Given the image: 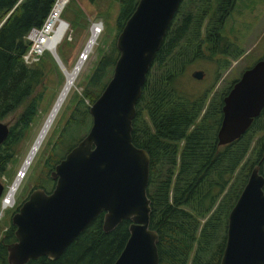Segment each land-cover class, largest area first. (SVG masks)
I'll use <instances>...</instances> for the list:
<instances>
[{"label": "trees", "instance_id": "trees-1", "mask_svg": "<svg viewBox=\"0 0 264 264\" xmlns=\"http://www.w3.org/2000/svg\"><path fill=\"white\" fill-rule=\"evenodd\" d=\"M53 1L0 0V121L13 117L0 146L1 175L17 157L21 143L33 126L45 95L43 82L49 74H54V67L57 73V65L49 60L51 56L43 54L32 64H26L22 58L29 47L28 31L42 25ZM118 2L116 29L119 33L138 0ZM235 2L182 0L136 103L132 142L150 156L149 226L159 236V264H219L229 211L252 166L258 163L264 176V108L240 138L220 146L216 134L222 100L232 85L215 106L206 104L207 92L194 95L189 87L181 88L186 67L195 60L211 59L219 69H224L242 55L241 48L234 42L224 41L221 35ZM67 17L70 16L65 9L63 18L67 20ZM70 18L69 23L78 24L77 15ZM56 51L64 63V57ZM117 56L113 42L112 50L97 61L84 91L74 96L73 106L69 102L64 121L60 122L62 126L50 146V156L42 167L40 184L34 188L45 185L41 182L43 177L53 180L50 172L54 165L89 129L88 107L110 78ZM63 78L60 75L57 80ZM254 134L257 139L250 150L252 155L243 164ZM56 149L63 152L59 159L53 156ZM46 169L48 177L43 176ZM237 169L239 175L235 176ZM232 179L235 181L230 184ZM103 213L56 259L40 256L26 264H113L129 236L130 221L122 220L113 230L104 232ZM14 229L10 223L0 238V264H8L6 245L15 241Z\"/></svg>", "mask_w": 264, "mask_h": 264}, {"label": "water", "instance_id": "water-1", "mask_svg": "<svg viewBox=\"0 0 264 264\" xmlns=\"http://www.w3.org/2000/svg\"><path fill=\"white\" fill-rule=\"evenodd\" d=\"M182 0H138L116 36L112 73L89 105L87 132L50 172L53 187L31 190L11 216L15 241L8 264L59 257L102 212L104 232L129 220V236L113 264H159L150 228V156L132 142V121L146 76ZM53 58L63 66L57 51ZM203 72L191 76L201 79ZM218 145L240 138L264 108V56L245 68L223 97ZM9 126L0 121V146ZM4 186L0 182V197ZM219 264H264V176L254 164L226 224Z\"/></svg>", "mask_w": 264, "mask_h": 264}, {"label": "rangeland", "instance_id": "rangeland-1", "mask_svg": "<svg viewBox=\"0 0 264 264\" xmlns=\"http://www.w3.org/2000/svg\"><path fill=\"white\" fill-rule=\"evenodd\" d=\"M66 11L70 17H73L74 14L77 15L79 21L76 25L70 23V30L67 36L57 48L59 54L64 57V63L62 62L63 66L60 68L48 51L44 53L46 56H51L49 60H53L57 65V73L54 67V74H49L43 82L45 99L43 98L41 102V106L33 120V126H31L26 139L21 143L15 160L8 164L6 173L0 174V182L4 186L3 192H5L1 200L2 206L0 205V238L11 223V216L14 213V209L21 205L35 185L40 184L38 179L42 167L46 159L50 156V146L62 126L60 122L62 119L64 121L63 117L68 111L69 102L70 107L73 106L74 96L84 91V85L90 77L97 61L103 54L112 50L113 42H115L118 34L116 29V19L120 11L118 0H70ZM70 17L66 18L69 22L71 20ZM95 24L101 27L100 37H98V41L92 52L89 53V57L85 61L83 68L76 76L72 89L63 101L52 123V128H50L45 140L32 160L16 192L15 202L12 205L5 206L3 198H5L18 175L21 173L24 174V171H22L23 164L66 85V70H72L80 58H85V56L82 57L83 54L85 55L83 50L90 39L91 29ZM221 35L224 41L234 42L238 48H241L243 50L242 55L235 60H231L230 64L224 69H219L214 60L197 59L186 67L185 83H181L182 89H185L187 86L194 95L207 92L206 104L211 103L212 106L218 103L221 96L239 78L245 68L264 56V0H236L232 13L223 24ZM196 70L203 72L201 79L191 76L192 72ZM60 75L64 78L58 81L57 77ZM85 103L87 105L90 104L88 100H85ZM12 120L13 117H9L5 122L11 125ZM256 139V135L254 134L249 151L242 163L251 157L252 152L250 150L254 146ZM61 155H63V152L59 149L53 152V156L56 159H59ZM239 171L237 169L235 176L239 175ZM43 172V176H47V169ZM234 181L235 179H232L230 184ZM41 182L45 184L42 187L46 191L53 185V180L48 181L46 177H43Z\"/></svg>", "mask_w": 264, "mask_h": 264}, {"label": "built area", "instance_id": "built-area-1", "mask_svg": "<svg viewBox=\"0 0 264 264\" xmlns=\"http://www.w3.org/2000/svg\"><path fill=\"white\" fill-rule=\"evenodd\" d=\"M69 2L70 0H54L42 25L28 31L26 39L29 47L22 56L26 64L38 61L46 51L53 57L58 44L70 30V23L63 18Z\"/></svg>", "mask_w": 264, "mask_h": 264}, {"label": "bare ground", "instance_id": "bare-ground-1", "mask_svg": "<svg viewBox=\"0 0 264 264\" xmlns=\"http://www.w3.org/2000/svg\"><path fill=\"white\" fill-rule=\"evenodd\" d=\"M91 30H92V32L90 35V39L87 42L85 49L83 50L85 52V55L83 54L82 57L85 56V58H80L72 70H66V78H67L66 85H65L58 101L56 102L53 110L51 111L49 117L47 118L43 128L41 129V131H40L32 149L30 151L29 155L27 156V158L25 160V163L23 164L22 171H24V174L21 173L20 175H18L17 179H15L13 184L11 185V187H10L8 193L6 194L5 198H3L5 206H7L9 204L12 205L15 202L16 192H17V190H18V188H19V186H20V184H21L32 160L34 159V157H35L36 153L38 152L40 146L42 145L43 141L45 140L48 132L50 131V128H52L51 127L52 123H53L63 101L65 100L69 91L72 89L76 76L78 75V73L83 68L85 61L89 57V53L92 52L94 46L96 45V42L98 41L97 40L98 37H100L99 35L101 34V31H102L100 25L95 24ZM4 193L5 192H3L1 197H0V205H1V200H2V197L4 196Z\"/></svg>", "mask_w": 264, "mask_h": 264}]
</instances>
